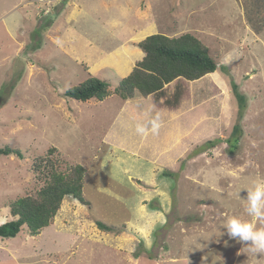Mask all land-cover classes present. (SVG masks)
<instances>
[{"label": "rangeland", "instance_id": "1", "mask_svg": "<svg viewBox=\"0 0 264 264\" xmlns=\"http://www.w3.org/2000/svg\"><path fill=\"white\" fill-rule=\"evenodd\" d=\"M45 18L51 25L40 28ZM186 32L227 70L187 82L179 110L160 109L140 93L129 105L118 95L101 101L64 96L90 75L109 80L113 90L122 78L118 67L130 60L133 69L143 58L138 43L146 36ZM231 78L245 96L244 107ZM173 89L174 82L166 91ZM122 107L124 121L137 114L134 130L113 124ZM146 114L159 115L155 135L136 131ZM239 123L240 141L231 153L226 140ZM177 130L180 145L172 152ZM209 140L217 146L204 147ZM121 145L148 160L160 147L179 155L177 163H159L162 174L170 173L164 178L172 192L169 221L140 264H264V253L248 251L223 228L226 219L240 217L264 229V221L245 211L247 190L264 184V0H0V147L23 154L0 155V225L12 219L13 200L40 187L33 165L51 147L62 168L86 167L84 195L91 203L71 211L65 202L58 226L39 235L24 230L0 237V264H133L131 254L116 249H125L121 243L92 234L98 220L121 231L137 216L126 200L133 196L131 182L114 168L126 154ZM112 172L123 180L116 182ZM150 197L157 205L158 196Z\"/></svg>", "mask_w": 264, "mask_h": 264}, {"label": "trees", "instance_id": "2", "mask_svg": "<svg viewBox=\"0 0 264 264\" xmlns=\"http://www.w3.org/2000/svg\"><path fill=\"white\" fill-rule=\"evenodd\" d=\"M54 11L57 12L55 9ZM41 21L40 28L51 25L50 18ZM138 46L144 52L143 58L127 76L120 79L113 90L109 80L90 75L85 81L69 87L64 96L80 101L91 99L101 101L115 94L127 100L140 93L144 97L151 95L160 108L175 110L189 94L187 82L199 80L218 69L227 70V67L219 66L210 55L209 48L189 32L178 36L154 33L141 40ZM129 62L130 60H127L121 64L122 71L131 69ZM172 82L174 89L168 94L166 89ZM230 84L233 93L244 107V94L239 92V86L232 78ZM241 131V123L235 124L232 136L226 140L231 153L238 147ZM217 142L209 140L204 147L214 148ZM55 151L56 147H51L44 157L36 159L33 170L41 185L34 193L17 197L10 203L12 219L0 225L1 238H14L24 230L29 235H39L54 223L66 197H72L90 207L91 203L84 195L86 167L77 163L62 168L61 159L55 155ZM1 154L23 157L21 150L10 147H0ZM166 175L170 173L167 172ZM96 222L102 231H120L99 220ZM138 247L136 256L140 255L141 249L143 250V244L140 243Z\"/></svg>", "mask_w": 264, "mask_h": 264}, {"label": "crops", "instance_id": "3", "mask_svg": "<svg viewBox=\"0 0 264 264\" xmlns=\"http://www.w3.org/2000/svg\"><path fill=\"white\" fill-rule=\"evenodd\" d=\"M118 68H122V67H118ZM120 71L122 73L121 75L123 78L127 76L132 71V69H130L129 71H122L121 69ZM149 97H152V96L149 95ZM134 98L135 96L131 99H127V100L123 99V100L125 101L127 105H129L130 101ZM122 108H121V111L117 114L116 116L117 118H115L113 124L114 125L119 124L116 121L120 123H128L130 125L129 128L133 129L132 122L135 120H138L137 114L135 113L136 115L135 116L130 113L131 117H128V118L124 117L126 119V121H124L122 112L126 108L125 107H122ZM128 108L132 110L131 106ZM179 109L180 108L172 110V111H176ZM179 134H180L179 130H177V132L174 133L173 139L176 140L177 144L171 150L172 152L175 148H177L180 145V143H178V140H177L180 137ZM172 140H170L169 142L164 141L165 143L161 142L164 144L162 147L171 146ZM123 147H124L123 145L120 146V152L126 153V154L125 155L119 154L118 159L121 160L120 166L114 167V168L116 171L118 169L124 172L125 174H127L129 182H131L130 184L128 183V187L130 190H132L133 196L126 200L129 203L128 205L130 206V209L133 212H136L137 216L134 217L131 220V222L123 225L125 227L124 230H121L119 232H116V231L106 232V231H102L101 229L97 228L99 230L93 229L94 231H92L93 232L92 234L102 241H105L104 237L105 238L108 237V238H112L111 240L115 242L121 243V247H125L123 251L122 249H118L115 246L113 247H115L117 250H120L122 253L131 254L132 258L130 259L133 264H140L141 261L144 258H146L147 254L150 253L148 251H151L153 246L155 245V242L157 241L156 235L159 234L157 231H159V229H162V228L166 229V226H168V221H169L168 211L171 209V206H170L171 202L169 199L171 197L172 192L169 187L165 186L167 181L164 178L165 177L168 178L170 177V175L162 174L163 168L159 165V163L161 162L167 163L170 160L176 162L175 158H177L179 155H172L171 152L168 153L164 151V150H167V148H164L162 150L161 149L162 147H160L159 149L155 150V152L152 154V156L150 157L151 160H148L146 158L138 156L137 155L138 151H134L135 153H133L131 151H127ZM180 151H182V149ZM111 165L116 166V163L115 164L113 163ZM157 168L161 169L160 173L157 171ZM112 174L116 182L123 180L122 178L117 177L115 173L112 172ZM138 180H141V181L144 180L147 183L154 182L156 185L155 187L151 189L143 188L139 186L137 182ZM151 194L152 195L155 194L158 196V198L157 197L155 198L156 202L158 203L155 206L152 205L153 198L150 197ZM145 196L148 197L149 199H146ZM65 202L67 206L65 205ZM63 203L64 204L62 205V208L64 209V207L66 206V208L71 211H73V209L75 208L74 206L77 204L80 206H83L82 203L80 202L78 203L72 200L70 197H66ZM58 215L56 216V220L54 221L55 223H53L56 226H58L57 225ZM145 218L147 219V223L145 222ZM160 226L162 227L159 228ZM112 234L116 236L114 237L110 236ZM140 243L143 244V251L140 253L139 257L136 256L134 258L133 255H135V253L137 252L138 246ZM137 258H140V260L138 261Z\"/></svg>", "mask_w": 264, "mask_h": 264}, {"label": "clouds", "instance_id": "4", "mask_svg": "<svg viewBox=\"0 0 264 264\" xmlns=\"http://www.w3.org/2000/svg\"><path fill=\"white\" fill-rule=\"evenodd\" d=\"M160 127L159 115L145 118L136 124V131L141 135H147L150 131L157 134ZM247 207L245 211L255 220L264 221V184L257 183L251 190H247ZM147 223V219L145 218ZM223 228L227 230L230 238L245 243L248 251L260 254L264 253V229L256 228L255 224L240 217H230L226 219Z\"/></svg>", "mask_w": 264, "mask_h": 264}]
</instances>
